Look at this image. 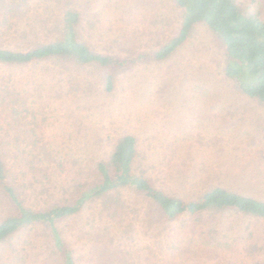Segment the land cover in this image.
<instances>
[{"label":"rangeland","instance_id":"rangeland-1","mask_svg":"<svg viewBox=\"0 0 264 264\" xmlns=\"http://www.w3.org/2000/svg\"><path fill=\"white\" fill-rule=\"evenodd\" d=\"M73 2L87 21H96L87 36L103 52L126 55L128 43L152 50L174 36L181 23L174 0ZM33 4L37 16L57 5L51 0ZM71 75L79 89L48 106L47 135L68 165L57 168L61 181L72 180L119 137L132 134L149 154L155 183L172 194L191 199L220 184L264 199V107L226 79L222 47L207 25L197 24L169 59L139 63L119 75L111 93L102 91L101 76L91 68ZM31 192L29 201L37 205ZM126 211L95 222L87 221L88 214L61 222L78 264H264L263 219L225 213L217 220V239H211L199 231L193 235L185 219L161 222L156 208L146 203ZM6 212L0 207V219ZM28 234L16 236L13 246H0V264H61V258L50 256L42 230Z\"/></svg>","mask_w":264,"mask_h":264},{"label":"trees","instance_id":"trees-1","mask_svg":"<svg viewBox=\"0 0 264 264\" xmlns=\"http://www.w3.org/2000/svg\"><path fill=\"white\" fill-rule=\"evenodd\" d=\"M51 1L57 4L53 10L37 16L33 0H0V207L8 211L0 219V246H13L23 232L42 230L46 243L50 241V256L61 258V264H78L61 222L86 214L87 221L94 222L105 214L119 217L131 204L155 207L161 222L185 219L193 235L199 231V236L211 239H217V220L225 213L264 220V199L220 184L191 199L159 187L149 154L132 134L119 137L108 153L78 170L72 180L61 181L57 168L67 169L66 156L46 132L49 104L79 89L71 73L91 68L101 76L102 91L111 93L122 73L139 63L172 57L199 23L220 42L226 79L264 107L263 1L174 0L181 11L177 33L149 51L128 43L126 55L93 45L86 29L96 28V21H87L74 0ZM31 191L37 205L29 201Z\"/></svg>","mask_w":264,"mask_h":264}]
</instances>
